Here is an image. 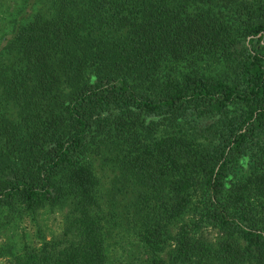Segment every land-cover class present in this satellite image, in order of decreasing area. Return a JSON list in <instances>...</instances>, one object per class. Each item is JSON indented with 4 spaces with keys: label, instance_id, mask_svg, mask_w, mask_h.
I'll return each mask as SVG.
<instances>
[{
    "label": "trees",
    "instance_id": "obj_1",
    "mask_svg": "<svg viewBox=\"0 0 264 264\" xmlns=\"http://www.w3.org/2000/svg\"><path fill=\"white\" fill-rule=\"evenodd\" d=\"M216 1L2 0L0 209H67L60 237L11 264H110L100 155L152 264H264V161L229 184L264 155V0L227 19ZM162 121L192 130L154 137ZM203 221L214 243L194 235Z\"/></svg>",
    "mask_w": 264,
    "mask_h": 264
},
{
    "label": "rangeland",
    "instance_id": "obj_2",
    "mask_svg": "<svg viewBox=\"0 0 264 264\" xmlns=\"http://www.w3.org/2000/svg\"><path fill=\"white\" fill-rule=\"evenodd\" d=\"M24 0H6V4L13 8L15 5L21 6ZM240 0H217L216 5L219 6L220 12L225 19L229 15V7L234 6ZM2 0H0V3ZM4 2V0H3ZM2 2V3H3ZM228 3V4H227ZM228 6H227V5ZM2 4H0L1 7ZM9 10V9H8ZM9 15L8 11L2 15ZM9 17V16H8ZM1 22V21H0ZM8 25L0 31V36L3 35ZM206 60L200 61L197 64V69L204 73H222L225 69L220 63L213 62L211 67ZM182 69H186L182 67ZM210 121L198 122L200 125H206ZM182 128L186 132H191L192 127L185 121L178 123H169L162 121L157 129L153 131L154 137H159L171 132H177ZM136 131L140 132L144 129L137 127ZM145 139H149L145 136ZM97 176L100 179V194L103 204V209L106 217V227L109 235L107 236V255L110 264H152L153 255L151 251L144 245L141 240L138 225L127 223L124 209L128 206V198L118 196L113 200L111 195V184L116 173L114 164L111 161L105 160L101 155L93 158ZM264 161V155L259 150L252 158L245 162H237L232 167V177L229 184L238 181L248 172L251 166H255L256 162ZM115 203L113 207L112 204ZM115 210L116 214H110V211ZM66 208H52L46 206L38 210L34 214L26 212L18 203L10 208L4 207L0 209V264H11L13 258L23 251L24 246L38 247L43 241L61 236L63 230V217L66 213ZM195 210H189L183 217L182 223L192 224L196 222ZM194 235L208 242L214 243L219 237V231L209 222H201L195 230ZM167 249H170L168 246ZM166 252L160 254L163 259L160 264H167Z\"/></svg>",
    "mask_w": 264,
    "mask_h": 264
}]
</instances>
